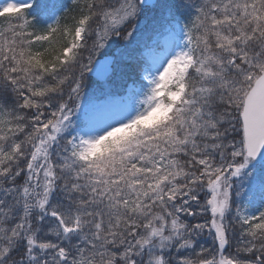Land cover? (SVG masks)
<instances>
[{
    "label": "snow or ice",
    "instance_id": "6c2138e0",
    "mask_svg": "<svg viewBox=\"0 0 264 264\" xmlns=\"http://www.w3.org/2000/svg\"><path fill=\"white\" fill-rule=\"evenodd\" d=\"M0 264H264V0H0Z\"/></svg>",
    "mask_w": 264,
    "mask_h": 264
},
{
    "label": "trees",
    "instance_id": "16d2710c",
    "mask_svg": "<svg viewBox=\"0 0 264 264\" xmlns=\"http://www.w3.org/2000/svg\"><path fill=\"white\" fill-rule=\"evenodd\" d=\"M43 2H45V3H52L53 0H43ZM62 2L65 3V4H69V3H70V0H62ZM210 242H211V241L209 240V243H210Z\"/></svg>",
    "mask_w": 264,
    "mask_h": 264
},
{
    "label": "rangeland",
    "instance_id": "374dc122",
    "mask_svg": "<svg viewBox=\"0 0 264 264\" xmlns=\"http://www.w3.org/2000/svg\"><path fill=\"white\" fill-rule=\"evenodd\" d=\"M17 2H23V0H17ZM93 79H95V77L93 76Z\"/></svg>",
    "mask_w": 264,
    "mask_h": 264
}]
</instances>
